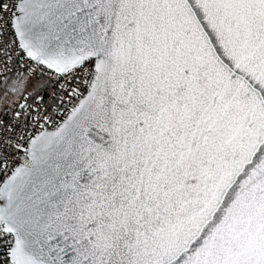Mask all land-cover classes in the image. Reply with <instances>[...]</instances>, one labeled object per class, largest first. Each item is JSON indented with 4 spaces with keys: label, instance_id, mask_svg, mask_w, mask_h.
I'll return each mask as SVG.
<instances>
[{
    "label": "snow or ice",
    "instance_id": "6c2138e0",
    "mask_svg": "<svg viewBox=\"0 0 264 264\" xmlns=\"http://www.w3.org/2000/svg\"><path fill=\"white\" fill-rule=\"evenodd\" d=\"M0 264H264V0H0Z\"/></svg>",
    "mask_w": 264,
    "mask_h": 264
}]
</instances>
